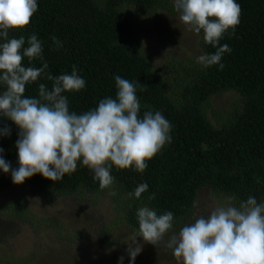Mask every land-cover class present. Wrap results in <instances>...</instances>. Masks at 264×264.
<instances>
[{"label": "trees", "instance_id": "obj_1", "mask_svg": "<svg viewBox=\"0 0 264 264\" xmlns=\"http://www.w3.org/2000/svg\"><path fill=\"white\" fill-rule=\"evenodd\" d=\"M37 2L31 26L24 31H10L9 38L24 36L26 48L27 38L36 35L42 42L48 74H71L72 66L77 67L86 86L79 93H63L70 111L81 114L106 97L115 98V77L119 75L138 82L141 116L159 111L172 125V139L143 173L113 167L115 182L111 188L102 190L94 173L82 162L75 173L55 182L37 174L23 183L26 188L48 199L78 192L105 194L114 205L116 220L137 233V211L142 206L154 209L158 215L171 211L174 227L187 224L194 215L197 192L203 187L227 199L234 197L232 202L237 207L250 196L264 203V0H236L242 15L235 34L229 31L220 41L221 46L227 44L231 49L222 57L223 70L219 65L204 67L192 60L174 59L161 73L154 70L139 47L131 14L150 17L159 9H169V0ZM199 35L203 54H214L216 48L204 41L203 32ZM24 66L39 68L42 62L37 59L30 63L25 57ZM40 83L52 89V81L42 76L26 85L25 95L39 98ZM139 84L144 85L143 90ZM4 90L0 84V92ZM224 93L236 97L214 127L203 111L211 97ZM2 127L11 130L10 136L0 137L3 157L17 169L20 130L0 116ZM12 182L11 173L0 170V191ZM144 183L148 189L139 199L129 196ZM111 228V224L104 225V235Z\"/></svg>", "mask_w": 264, "mask_h": 264}, {"label": "clouds", "instance_id": "obj_2", "mask_svg": "<svg viewBox=\"0 0 264 264\" xmlns=\"http://www.w3.org/2000/svg\"><path fill=\"white\" fill-rule=\"evenodd\" d=\"M174 2L187 30L197 35L203 32L204 41L216 48L214 54L200 55L197 63L204 67L219 65L223 70L222 57L231 49L227 44L221 46L220 41L229 31L235 34L241 6L236 0ZM37 10V0H0V84L5 86L0 92V116L14 122L20 130L16 142L19 167L13 169L0 148V170L11 173L16 185L37 174L55 182L75 173L82 162L94 173L102 190L114 185L113 167L145 172L148 163L171 143L172 125L159 111H147L141 116L138 82L119 75L115 77V98L106 97L97 107L81 114L71 112L63 93H79L86 86L77 67L72 66L71 74H48L42 42L36 35L27 38L26 48L24 36L9 38L10 31L29 28ZM52 39L59 45L55 37ZM25 57L30 63L39 59L42 67L24 66ZM42 76L52 81V89L40 83L39 98L27 97L26 85ZM139 86L143 90L144 85ZM10 135L9 128H0V137ZM147 189L146 183L140 184L129 196L139 199ZM234 199L229 197L225 204L185 224L178 233L174 231L171 211L158 215L148 206L140 207L139 232L128 244L131 261L134 264L143 250L137 241V237H142L145 243L170 250L179 264H264V203L250 196L237 207ZM123 259L120 257V264Z\"/></svg>", "mask_w": 264, "mask_h": 264}, {"label": "rangeland", "instance_id": "obj_3", "mask_svg": "<svg viewBox=\"0 0 264 264\" xmlns=\"http://www.w3.org/2000/svg\"><path fill=\"white\" fill-rule=\"evenodd\" d=\"M159 9L150 17L131 14L139 47L158 73L170 60L197 62L203 54L200 35L188 31L175 10ZM234 93L214 95L203 114L217 126L235 98ZM222 194L208 188L197 192L193 223L227 202ZM110 197L86 192L52 199L32 193L25 185L12 182L0 191V264H133L128 244L137 232L116 220ZM111 224L107 235L103 226ZM182 227V226H181ZM181 227H174L179 232ZM134 264H179L170 250L145 243ZM134 246V245H133ZM23 261V262H22Z\"/></svg>", "mask_w": 264, "mask_h": 264}]
</instances>
